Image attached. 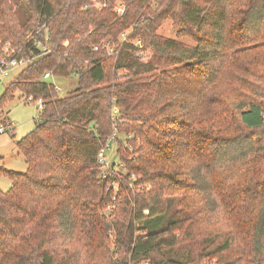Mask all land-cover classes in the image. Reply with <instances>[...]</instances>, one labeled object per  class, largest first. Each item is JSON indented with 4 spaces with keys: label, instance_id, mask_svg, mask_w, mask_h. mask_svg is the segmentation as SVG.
<instances>
[{
    "label": "trees",
    "instance_id": "obj_1",
    "mask_svg": "<svg viewBox=\"0 0 264 264\" xmlns=\"http://www.w3.org/2000/svg\"><path fill=\"white\" fill-rule=\"evenodd\" d=\"M7 47L37 58L0 109L43 107L0 167V264H264V0H0Z\"/></svg>",
    "mask_w": 264,
    "mask_h": 264
},
{
    "label": "rangeland",
    "instance_id": "obj_2",
    "mask_svg": "<svg viewBox=\"0 0 264 264\" xmlns=\"http://www.w3.org/2000/svg\"><path fill=\"white\" fill-rule=\"evenodd\" d=\"M116 2L114 11L120 16L119 9L123 8L122 5ZM98 7L100 5L96 3ZM177 29L173 26L172 20L167 19L157 30V34L166 38H176ZM139 41V40H137ZM135 41V43L137 42ZM181 41L188 45H193V41L190 39H181ZM141 43V42H140ZM137 55V53H136ZM152 53L149 48L143 49L139 59L143 62H147L151 57ZM218 62L217 65H219ZM20 72L16 70L11 74L10 77L3 78L0 80V97L4 94L5 86L14 79V77ZM47 82L56 84L59 90V96L62 97L75 87L74 79L72 81L66 79L55 80L53 78L46 79ZM39 108L33 103L26 102V96H22L20 93H15L12 100L7 101L3 108L0 109V125L5 127L13 128V132L5 131L0 133V167H4L7 170L24 173L26 171V164L24 157L19 153L16 147V143L25 137L28 133L32 132L36 124L38 123ZM3 121H6L2 123ZM9 122L11 124H9ZM111 150L107 151L106 154L110 156V160L115 159V147L112 142L110 143ZM114 150V151H113ZM10 187V182L0 177V190L6 192Z\"/></svg>",
    "mask_w": 264,
    "mask_h": 264
},
{
    "label": "built area",
    "instance_id": "obj_3",
    "mask_svg": "<svg viewBox=\"0 0 264 264\" xmlns=\"http://www.w3.org/2000/svg\"><path fill=\"white\" fill-rule=\"evenodd\" d=\"M97 6V5H96ZM119 13H123V8H120ZM120 14V15H121ZM43 28V27H42ZM40 31V30H39ZM38 31V32H39ZM33 35H29L27 37V43L33 41ZM122 41L126 42L127 41V37L126 34L122 35ZM137 41V40H135ZM135 41H132L133 46L136 48L137 50V57H140V55L142 54V43H140L141 41H137L135 43ZM35 44V43H34ZM35 46L37 48H39L40 52H47V48L45 46H42L41 43L36 42ZM105 48L107 49L108 54H113L116 52V49L114 46H111L109 44H106ZM96 48H94L95 50ZM5 56L0 60V80L3 78H7L10 77L11 74L13 72H15L16 70H22L24 69L31 61L35 60L37 57H28L29 54H22V50H13L10 48H5ZM49 75L45 74V79H48ZM58 90V89H57ZM59 91V90H58ZM26 102L27 103H33L36 106H38L39 110H42L43 107V100L41 98H34L33 96H28L26 97ZM5 131H10L12 133V129L11 127H5V125H0V133H3ZM110 141H108L104 147H102L99 150L98 153V162L101 164L103 170L108 169L110 167V165L112 163L115 164V166H121V164L119 163V161L116 160H110V156H108L106 154L107 151L111 150V145H110ZM133 179V177L131 178Z\"/></svg>",
    "mask_w": 264,
    "mask_h": 264
},
{
    "label": "crops",
    "instance_id": "obj_4",
    "mask_svg": "<svg viewBox=\"0 0 264 264\" xmlns=\"http://www.w3.org/2000/svg\"><path fill=\"white\" fill-rule=\"evenodd\" d=\"M9 124H11V123L9 122Z\"/></svg>",
    "mask_w": 264,
    "mask_h": 264
}]
</instances>
